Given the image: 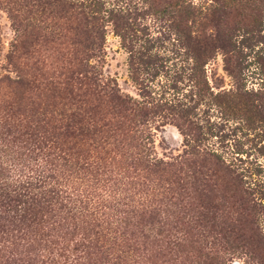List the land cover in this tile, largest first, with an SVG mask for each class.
Instances as JSON below:
<instances>
[{
    "label": "trees",
    "instance_id": "obj_1",
    "mask_svg": "<svg viewBox=\"0 0 264 264\" xmlns=\"http://www.w3.org/2000/svg\"><path fill=\"white\" fill-rule=\"evenodd\" d=\"M230 2L0 0L23 60L0 97V264H264V7ZM166 126L180 150L157 157Z\"/></svg>",
    "mask_w": 264,
    "mask_h": 264
},
{
    "label": "rangeland",
    "instance_id": "obj_2",
    "mask_svg": "<svg viewBox=\"0 0 264 264\" xmlns=\"http://www.w3.org/2000/svg\"><path fill=\"white\" fill-rule=\"evenodd\" d=\"M206 0H192V3L197 5ZM223 1V0H221ZM228 5L234 6L230 1L225 0ZM255 6L264 7V0H255ZM209 3V2H208ZM227 5V6H228ZM249 5H253V3H249ZM229 7V6H228ZM231 8V7H229ZM250 8L245 7L244 10L240 9L236 11L234 9H230L226 12V16L224 18V24H216L212 27H233V24L236 20L241 18L240 14H251V18L254 15L253 11H249ZM261 24L262 28V36L264 38V8L261 10ZM14 40V32L10 23L6 17V14L0 10V97L10 99L14 95V85H11L9 81L13 80L16 76V72L14 70L15 65L21 66L23 60H17L10 64L8 61V54L10 51V46ZM264 47V43H263ZM247 52V51H246ZM245 50L243 53H246ZM126 55L119 48L118 39L113 36L109 29L107 28V33L105 36V44H104V64H103V72L110 77L114 78L120 87L121 90H125L127 92L131 91L127 75H126V66H125ZM208 69L215 72L217 76L220 78L219 85L224 88H228L230 85V81L227 76L221 70V62L220 56L217 55L216 58L210 63ZM250 67L244 70L245 74H248L250 71ZM248 71V72H246ZM251 85H256L255 81L247 79L246 86L250 87ZM262 89H264V81ZM249 142L246 144L248 145ZM181 146V138L176 132V130L170 126L164 127L163 130L158 132L154 141V150L157 157H169L175 155L180 150ZM261 164L264 165V158H258Z\"/></svg>",
    "mask_w": 264,
    "mask_h": 264
}]
</instances>
